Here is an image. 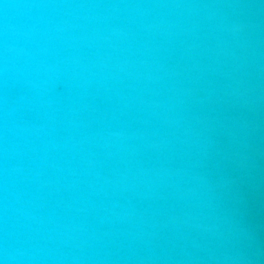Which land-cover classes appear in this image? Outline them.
Segmentation results:
<instances>
[{
	"label": "water",
	"instance_id": "1",
	"mask_svg": "<svg viewBox=\"0 0 264 264\" xmlns=\"http://www.w3.org/2000/svg\"><path fill=\"white\" fill-rule=\"evenodd\" d=\"M0 264H264V0H0Z\"/></svg>",
	"mask_w": 264,
	"mask_h": 264
}]
</instances>
